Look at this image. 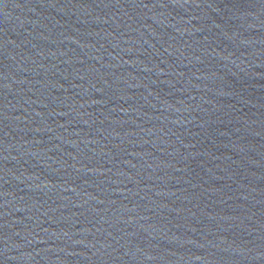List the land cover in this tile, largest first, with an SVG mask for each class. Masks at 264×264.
Masks as SVG:
<instances>
[{
    "label": "water",
    "instance_id": "1",
    "mask_svg": "<svg viewBox=\"0 0 264 264\" xmlns=\"http://www.w3.org/2000/svg\"><path fill=\"white\" fill-rule=\"evenodd\" d=\"M0 264H264V0H0Z\"/></svg>",
    "mask_w": 264,
    "mask_h": 264
}]
</instances>
